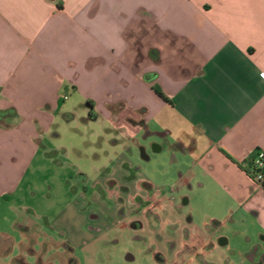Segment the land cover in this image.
<instances>
[{"label":"crops","instance_id":"obj_1","mask_svg":"<svg viewBox=\"0 0 264 264\" xmlns=\"http://www.w3.org/2000/svg\"><path fill=\"white\" fill-rule=\"evenodd\" d=\"M113 81L126 93L151 95L180 126L202 131L203 172L229 200L201 238L189 234L203 264H264V189L245 172L257 152L264 154V0H0V111L17 114L11 127H0V208L7 213L0 219L7 224L0 223V264H30L26 257L73 263L74 220H46L28 201L32 185L23 183L63 149L46 143L62 92L77 93L98 112ZM140 106L136 126L144 127L149 109ZM71 207L67 198L58 216ZM225 226L232 241L218 233ZM43 242L53 249L47 258Z\"/></svg>","mask_w":264,"mask_h":264},{"label":"rangeland","instance_id":"obj_2","mask_svg":"<svg viewBox=\"0 0 264 264\" xmlns=\"http://www.w3.org/2000/svg\"><path fill=\"white\" fill-rule=\"evenodd\" d=\"M145 94L126 93L113 81L105 97L107 107L98 112L71 91H63L58 99L63 104L46 143L63 148L57 158L62 168L56 169V161L29 172L23 184L32 185L28 201L39 207L46 220H74L79 246L73 251L72 264H162L155 259L154 249L164 254L168 264L174 260V264H192L189 258L195 261L203 256V250L198 252L187 243L189 234L201 238L207 227L221 219L223 204L229 203L214 178L203 172L202 131L175 123L169 108L153 104L152 96ZM124 100L127 107L123 110L120 102ZM140 105L149 109L144 127L136 126L143 115L137 110ZM115 140L118 143L112 145ZM121 159L128 165L119 166L115 178L108 177ZM119 182L127 185L115 187ZM125 189L129 193L125 194ZM67 198L72 207L58 216ZM137 205L142 215L155 219L141 220L142 232H133L120 216L122 210L128 213ZM173 205L182 206L180 212ZM0 211L1 219L7 213L2 208ZM186 219L192 221V228L185 236ZM15 221L21 224L24 220ZM0 223L5 229L7 224ZM43 231L55 244L61 242L47 227ZM218 233L231 241L234 238L226 226ZM170 244L177 253L170 252ZM42 246L48 248L47 258L53 250L51 244L43 242ZM26 260L34 264L33 257Z\"/></svg>","mask_w":264,"mask_h":264},{"label":"flooded vegetation","instance_id":"obj_3","mask_svg":"<svg viewBox=\"0 0 264 264\" xmlns=\"http://www.w3.org/2000/svg\"><path fill=\"white\" fill-rule=\"evenodd\" d=\"M142 153H143V150H142ZM146 158V157H144ZM124 193L127 194L129 193L128 190H124ZM136 199V198H135ZM138 203L141 205V201H138ZM185 203V200L183 201V204ZM140 205H137L136 208L130 210L128 213L125 212L124 210H122L120 212V216L121 218L123 219H126V220H134V221H131L128 223V226L131 230H133V232H140L142 229H143V224L141 223V221L139 220H153L154 218H151L150 216H144L142 215V211H140ZM182 206H179L177 207L176 206V210H178L180 212V208ZM175 210V212H176ZM145 214L147 215V212H145ZM149 215V214H148ZM181 215V214H180ZM131 217V218H129ZM155 220V219H154ZM187 220V219H186ZM182 232L185 233V236L187 235V230L185 228L182 229ZM169 250L170 252H173V244H170L169 245ZM155 259L159 262V263H162L163 264V261H164V258L161 256V254H159L158 252L155 253ZM195 261L197 263H200V264H203L205 263V261L203 260V257L202 256H198V258L195 259ZM182 264H187L186 262H183Z\"/></svg>","mask_w":264,"mask_h":264},{"label":"trees","instance_id":"obj_4","mask_svg":"<svg viewBox=\"0 0 264 264\" xmlns=\"http://www.w3.org/2000/svg\"><path fill=\"white\" fill-rule=\"evenodd\" d=\"M155 94L157 96H159L163 101H165L166 103H169V101L163 96V94L157 90H154ZM17 117V114L15 113V111L13 109H9L6 111H0V127H5V128H9L11 127V121L15 120ZM255 155L253 156V158L249 161L248 163V167L245 169V172L247 174H253L255 173V169L253 168V159H254ZM264 189V186H263Z\"/></svg>","mask_w":264,"mask_h":264},{"label":"built area","instance_id":"obj_5","mask_svg":"<svg viewBox=\"0 0 264 264\" xmlns=\"http://www.w3.org/2000/svg\"><path fill=\"white\" fill-rule=\"evenodd\" d=\"M253 168L255 173L248 174L249 179L258 187L263 188L264 186V154L257 152L253 159Z\"/></svg>","mask_w":264,"mask_h":264}]
</instances>
